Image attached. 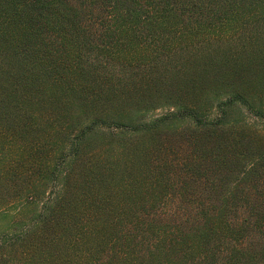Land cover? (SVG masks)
I'll list each match as a JSON object with an SVG mask.
<instances>
[{
  "label": "trees",
  "instance_id": "obj_1",
  "mask_svg": "<svg viewBox=\"0 0 264 264\" xmlns=\"http://www.w3.org/2000/svg\"><path fill=\"white\" fill-rule=\"evenodd\" d=\"M128 151L144 178L121 172ZM76 168V189L121 176L89 188L101 217L88 219L120 208L130 230L103 221L102 243L137 248L134 264H264V0H0V218L15 200L33 208L8 228L37 237V264H52L42 246L58 241ZM41 183L54 186L39 207Z\"/></svg>",
  "mask_w": 264,
  "mask_h": 264
},
{
  "label": "rangeland",
  "instance_id": "obj_2",
  "mask_svg": "<svg viewBox=\"0 0 264 264\" xmlns=\"http://www.w3.org/2000/svg\"><path fill=\"white\" fill-rule=\"evenodd\" d=\"M226 49V48H225ZM224 49V50H225ZM207 50V49H206ZM204 50V52L206 51ZM227 50V49H226ZM124 75H121L120 77H122ZM164 111H158L157 113L160 114ZM250 118H252L250 116ZM233 119H239V116L234 114L233 115ZM231 120H232V115H231ZM63 123V122H62ZM58 124V123H57ZM63 126H65V128L70 129V125L67 124L66 122L63 124ZM55 129H49L47 128L45 131L50 132V134H52V132ZM44 132V131H42ZM68 132V130L66 131ZM73 133H64L63 135L58 134L56 136H53L51 141L55 140H60V141H65V138H67L68 141H70V138L72 137ZM68 135V137H67ZM70 136V137H69ZM161 141L163 143H171V145L174 146H180V147H184L186 146L185 140L187 139V136L185 134L177 135V133L172 132V134L168 133V132H163L160 135ZM111 140L110 139H105V141H101L99 140V143L96 144L95 146H104L106 143H109ZM96 142V140L94 141V143ZM94 146V147H95ZM93 145L89 146V149H87L85 152L89 153L92 152L94 150ZM131 154L130 151H128V153H126L124 155L122 163L126 164L127 167L122 168L121 172L123 173V175L128 179V177L130 175L135 176L137 179H142L143 174H145V172L143 171V169H133L132 168V157H128L127 155ZM44 154L41 153V156H43ZM157 155V154H156ZM155 155V156H156ZM50 156V155H49ZM50 157H47L46 159L41 157L42 162L47 161V159H49ZM44 170V167L42 168V171ZM91 171H93L92 173L96 172V169H91ZM77 175L75 177H73V181H72V185L74 186V188H72V190L70 191L71 194L73 193V191L78 190L77 192H79V194L82 195L81 197V206L78 208L79 213L78 215V222L76 224H74L73 226H71L70 222L73 219V215L76 211L74 212H70L69 211V207L71 206V199H73V196H67L64 206H63V211L58 213L55 217L58 221V223L60 224L58 228H56V234L58 237V241H54L51 243V241L47 242V244L44 242L43 246H42V251L46 252L45 256L48 254L49 256L48 259L51 260L52 264H134V260H135V256H136V250L137 248H131V252L123 245L122 241L120 242L119 245L112 247L111 249L107 246L104 245L102 242L108 243L107 239H106V233L108 232V228L104 227L103 225V221L105 223L111 224L112 222L115 223H120L122 224L124 222V218H122L120 216V218H117V216L119 214H122L123 211L120 208H115L114 210L109 209L107 212L108 214H105L103 221H96V220H91L88 219L89 217H97L100 218L101 214H98L96 216H94L92 213H96L94 212L95 210L90 206V204H92L95 201V196L94 194H90V190H92L93 192H95V194H97L96 192H99L101 190L100 186H106L108 188H110L112 191H115V183L120 181L121 176L117 175L116 173H114L113 175L111 174H107L105 177V180H111V183L113 185H108V183H102L98 178L96 177H90L92 179H94V183H88L85 186H82L83 189H76L75 187H78L79 182L81 181L82 178L79 177L80 170L78 168H76V170L73 172L76 173ZM83 172V171H82ZM105 173H103L102 175H98V176H103L105 175ZM86 175L85 173H82V176ZM140 175V177H139ZM26 176L25 179L26 180H21V182H19L18 186H15V188L12 189L11 192H13L14 196H16L19 192V186L21 187L23 186H29V184L33 181V176L31 175H24ZM81 176V177H82ZM124 177V178H125ZM76 178V179H74ZM85 179V178H84ZM96 180L98 181V183H95ZM28 185H27V184ZM43 186L40 188V191L42 192V190L45 191L46 195H42L41 194H37V201L39 202V207H41L45 202L46 199H48V192L49 190L53 189L54 184L52 185H47L45 186L43 183H41ZM89 188H91L89 190ZM54 192V191H52ZM52 192H50L49 195L52 194ZM84 192V195L83 193ZM123 195V200H119V199H115L116 204H118L119 202H123L126 198L127 195ZM11 197V196H8ZM2 198V197H0ZM6 198V197H4ZM15 200V199H14ZM122 204V203H121ZM90 206L91 211H86V208ZM6 209H2L4 211H9L11 212L9 217H4V218H0V232H4V229H6V237L3 241L4 244H2V247L0 248V253L2 255V264H37L38 262V256L41 254L36 253V251L31 250V247L29 246L35 238L34 235H27L25 237H15V235H17V232H21L19 231L20 228H18L15 231H12L10 228H8L10 222V217H16L18 220H21V224L24 225L25 223H29L32 221L33 219V213L32 210L33 208H25L23 206V204H21V202H18V200H15V203H10L9 207H6ZM111 212V213H110ZM110 213V214H109ZM10 222V223H9ZM98 226V233L97 234H93L90 233L86 228H89L91 226ZM131 223H129V221L125 220V223L123 224V227L125 228V230H130L131 227ZM63 227H65L66 229H68L67 231H65L63 229ZM49 231H52L51 227L47 228ZM54 230V231H55ZM46 233H42V235H44ZM108 234V233H107ZM60 236V237H59ZM65 236V237H63ZM115 238H117L116 235H114ZM97 237V238H95ZM121 239V238H120ZM125 240V239H122ZM110 241V240H109ZM127 242V241H126ZM111 243V242H110ZM128 243V242H127ZM131 243V242H130ZM129 243V244H130ZM122 244V245H121ZM110 246V245H109ZM132 247V245H131ZM48 252V253H47ZM141 256V255H140ZM139 258V257H138ZM168 260V259H167ZM156 259H154L153 257H150L149 255L147 256L146 260L144 261V264H155ZM166 260H164L162 263H165ZM175 262H178L179 260H174ZM158 262V261H156ZM184 264H192L191 262H187ZM193 264H202L201 262L195 261Z\"/></svg>",
  "mask_w": 264,
  "mask_h": 264
}]
</instances>
